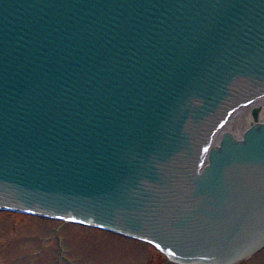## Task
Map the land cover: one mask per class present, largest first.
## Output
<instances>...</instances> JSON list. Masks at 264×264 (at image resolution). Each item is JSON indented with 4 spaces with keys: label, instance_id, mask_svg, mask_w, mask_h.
<instances>
[{
    "label": "water",
    "instance_id": "water-1",
    "mask_svg": "<svg viewBox=\"0 0 264 264\" xmlns=\"http://www.w3.org/2000/svg\"><path fill=\"white\" fill-rule=\"evenodd\" d=\"M262 94L264 0H0V210L235 264L264 247V123L209 146Z\"/></svg>",
    "mask_w": 264,
    "mask_h": 264
},
{
    "label": "rangeland",
    "instance_id": "rangeland-1",
    "mask_svg": "<svg viewBox=\"0 0 264 264\" xmlns=\"http://www.w3.org/2000/svg\"><path fill=\"white\" fill-rule=\"evenodd\" d=\"M0 264L173 263L144 243L90 228L0 212ZM238 264H264V250Z\"/></svg>",
    "mask_w": 264,
    "mask_h": 264
},
{
    "label": "bare ground",
    "instance_id": "bare-ground-1",
    "mask_svg": "<svg viewBox=\"0 0 264 264\" xmlns=\"http://www.w3.org/2000/svg\"><path fill=\"white\" fill-rule=\"evenodd\" d=\"M253 109L258 111L256 119L251 115ZM255 121H264V98L253 104L246 105L237 111L232 116L231 120L222 128L215 143L218 145L223 134L226 132H229L236 139H241L245 131L250 128Z\"/></svg>",
    "mask_w": 264,
    "mask_h": 264
}]
</instances>
